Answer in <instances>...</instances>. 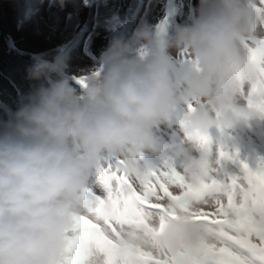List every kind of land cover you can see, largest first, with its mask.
<instances>
[{
  "label": "clouds",
  "instance_id": "clouds-1",
  "mask_svg": "<svg viewBox=\"0 0 264 264\" xmlns=\"http://www.w3.org/2000/svg\"><path fill=\"white\" fill-rule=\"evenodd\" d=\"M65 1L0 0V264H64L102 157L137 184L175 169L194 208L209 177L264 159L261 0H76L75 13ZM50 14L57 29L28 33ZM252 215L264 229V207ZM207 237L177 212L157 239L174 254Z\"/></svg>",
  "mask_w": 264,
  "mask_h": 264
},
{
  "label": "snow or ice",
  "instance_id": "snow-or-ice-1",
  "mask_svg": "<svg viewBox=\"0 0 264 264\" xmlns=\"http://www.w3.org/2000/svg\"><path fill=\"white\" fill-rule=\"evenodd\" d=\"M254 55L264 82V44ZM259 111L264 115V103ZM118 163L116 157L101 158L94 187L84 190L87 211L66 233L64 264H264V229L254 226L252 215L253 207H264V170L250 171L242 163L239 176L209 177L194 208L185 178L175 169L150 167L137 184L117 170ZM177 212L208 234L198 250L160 249L157 237ZM82 244L86 254L79 251Z\"/></svg>",
  "mask_w": 264,
  "mask_h": 264
},
{
  "label": "bare ground",
  "instance_id": "bare-ground-1",
  "mask_svg": "<svg viewBox=\"0 0 264 264\" xmlns=\"http://www.w3.org/2000/svg\"><path fill=\"white\" fill-rule=\"evenodd\" d=\"M76 2V3H78V1H76V0H67V1H65L66 2V6H65V8L67 9V10H69V11H71V12H73V13H75V10H76V12H79V8L78 7H73L72 6V4H71V2ZM132 1H135V0H132ZM150 1L151 0H147V2H146V7H148V5L150 4ZM93 6V5H92ZM86 8H89V6H85ZM56 8H57V6H56ZM138 8H139V5H136L135 7H133V10L130 12V13H128V15H127V17L122 21V23L126 20V21H130L131 20V24H132V20H133V18H134V14L137 12V10H138ZM129 11V8H127L126 9V12H128ZM53 13V12H52ZM54 14V13H53ZM53 14H50L49 16H48V18H47V20H48V22L50 23V27H51V29H56L57 27H58V25L56 24V20H59L58 18H56ZM41 15V14H40ZM39 15V16H40ZM38 16V17H39ZM42 20L43 21H45L46 20V18L44 17V16H42ZM130 23H125V24H121L120 25V27H121V30H122V32L124 33H126V35H128L130 32H131V25H129ZM127 26H128V29H127ZM69 56H71L72 55V53H69L68 54ZM84 59V58H83ZM96 59H98V58H96ZM71 62H75L76 60L75 59H71L70 60ZM84 61L86 62V60L84 59Z\"/></svg>",
  "mask_w": 264,
  "mask_h": 264
},
{
  "label": "rangeland",
  "instance_id": "rangeland-1",
  "mask_svg": "<svg viewBox=\"0 0 264 264\" xmlns=\"http://www.w3.org/2000/svg\"><path fill=\"white\" fill-rule=\"evenodd\" d=\"M53 4V3H52ZM52 4H50V7H49V10L48 11H52V9H51V5ZM82 4H80L79 6H81ZM45 17V16H44ZM46 18V17H45ZM56 22V24L59 26V24L60 23H62L63 21H62V19H59V20H56L55 21ZM35 25H39V26H42L43 27V31H45V30H49V31H51V30H53V29H51V27H50V23H45V21H43L42 20V17H39V18H37V19H35L34 21H33V24L31 25V26H28V33H30V32H32V27L33 26H35ZM58 28V27H57ZM56 28V29H57ZM56 31L57 30H55V33H56Z\"/></svg>",
  "mask_w": 264,
  "mask_h": 264
}]
</instances>
